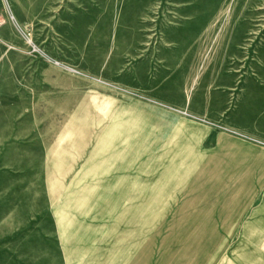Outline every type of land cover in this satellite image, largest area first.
I'll use <instances>...</instances> for the list:
<instances>
[{
  "label": "rangeland",
  "instance_id": "rangeland-1",
  "mask_svg": "<svg viewBox=\"0 0 264 264\" xmlns=\"http://www.w3.org/2000/svg\"><path fill=\"white\" fill-rule=\"evenodd\" d=\"M234 142L264 0H0V264H264Z\"/></svg>",
  "mask_w": 264,
  "mask_h": 264
},
{
  "label": "crops",
  "instance_id": "crops-1",
  "mask_svg": "<svg viewBox=\"0 0 264 264\" xmlns=\"http://www.w3.org/2000/svg\"><path fill=\"white\" fill-rule=\"evenodd\" d=\"M219 138L221 137L215 136V147L218 145ZM210 150L211 157H214V144H212ZM238 153H242V155L237 156ZM223 154L226 156L228 164L230 161L233 162L231 164L232 170L226 171L229 173V176L231 174L232 177L244 180L245 184L247 182L248 184H252V188H249L248 192H243L252 196L250 199L252 204L244 214L241 223L243 228L242 235L251 238H244L243 241L264 243V144L259 146L236 142L232 146L225 147ZM217 156L218 150L216 149ZM229 156H232L233 159L230 160Z\"/></svg>",
  "mask_w": 264,
  "mask_h": 264
}]
</instances>
